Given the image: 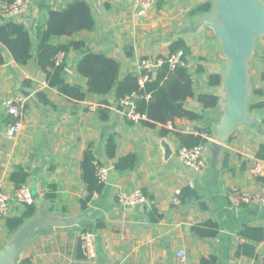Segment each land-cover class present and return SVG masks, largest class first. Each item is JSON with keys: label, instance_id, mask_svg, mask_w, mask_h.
Instances as JSON below:
<instances>
[{"label": "crops", "instance_id": "crops-1", "mask_svg": "<svg viewBox=\"0 0 264 264\" xmlns=\"http://www.w3.org/2000/svg\"><path fill=\"white\" fill-rule=\"evenodd\" d=\"M73 1L33 0L29 10L14 21L26 23L34 43L32 60L26 66L18 65L0 44L5 60L0 67V181L4 190L13 194L17 188L12 174L22 169L28 174L22 186L29 187L36 200H44L47 185L56 186V200L46 202L54 215L87 218L74 228L38 233L25 247L18 264H25L23 260L26 264H200L202 258L211 257L215 264H264V240L257 245L258 259L236 256L238 246L250 243L238 232L244 226L264 227V207L236 208L228 200L234 188L264 196V177L257 178L251 173L259 146L264 145V128L237 127L224 145L216 169L210 148L205 147V168L200 173L184 167L179 159L182 146L176 133L210 136L198 129L211 132L224 108L221 84H209V75H219L220 83L222 80L226 60L221 44L212 29L197 28L201 15L190 14L198 4L211 2L213 6L214 2L170 0L162 6L157 2L145 16L139 17L131 0H86L91 6L95 29L52 40L54 45L82 41L88 50L115 59L120 63V79L142 74L145 71L141 68L142 60L161 59L168 55L174 40H187L191 55L184 67L192 76L194 92L218 97V105L207 109L196 97L189 98L184 105L200 115L198 120L176 119L152 128L144 124L148 121L146 115L147 120L140 123L130 121L113 94L97 96L87 91V79L76 70L82 52L72 51L65 57V80L81 87L86 93L85 100L71 99L48 85L35 62L36 28L48 19V10L41 4L61 11ZM0 21L3 23L1 17ZM257 47L260 59L264 41H258ZM129 49L133 51L131 58L127 55ZM263 73L260 59L251 69L254 92L251 103L264 101ZM255 90L261 91V95H255ZM39 93H44L53 106L43 104L37 97ZM17 94L27 97L25 127L12 138L7 135L12 119L6 114L4 103ZM99 109L109 113L108 120L101 119ZM255 114L262 123L264 110ZM163 129L168 131L164 135ZM111 135L117 143L114 159L106 155V141ZM90 145L100 168L107 169L108 174L103 191L83 210L80 200L86 197L87 190L81 164ZM129 154L138 157L135 167L127 171L115 169L117 160ZM225 156L227 163L223 164ZM137 190L147 198L145 204L131 207L119 201L121 194ZM152 206L162 216L158 222L150 219ZM23 210L24 206L12 203L8 218L19 216ZM6 219L0 220V247L11 238L5 227ZM208 221L218 224L216 237H202L192 230ZM85 229L94 236L95 259L85 258L80 250V237ZM181 250L185 252L183 262L177 257Z\"/></svg>", "mask_w": 264, "mask_h": 264}, {"label": "trees", "instance_id": "trees-1", "mask_svg": "<svg viewBox=\"0 0 264 264\" xmlns=\"http://www.w3.org/2000/svg\"><path fill=\"white\" fill-rule=\"evenodd\" d=\"M14 0H0L3 3H12ZM170 0H157L159 6L164 5ZM42 8L48 10V19L44 25L37 26L36 32V65L39 70L44 73L48 85L57 89L60 93L77 101L86 99V93L83 89L76 85H70L65 80L67 64L65 57L72 51L82 52V57L77 61V72L87 79L88 92L97 96H105L113 94L116 102L132 95L139 94L136 101L137 111L146 115L148 121H144L146 126L156 128L160 125H167L176 119H187L196 121L200 115L185 107V103L189 98H195L203 108H215L218 105V97L210 94L196 95L193 89V79L189 73V69L177 65L174 70L171 69L169 58L178 52L184 53L183 60L191 55L190 43L184 38L174 40L169 46V53L161 56L163 64L157 69L155 74L149 73V80L141 87L139 79L142 74H129L120 79V63L104 53H97L87 49L82 41L70 40L66 44L54 45L53 38L72 37L75 33L83 31H93L95 29V21L92 16L91 6L86 0H75L61 11L52 10L50 7L41 4ZM212 10V3L205 2L198 4L190 14L192 16L198 14H208ZM0 44L5 47L16 63L20 66H26L33 57V40L27 29L26 23H18L9 21L1 23L0 21ZM64 54V59L57 65L56 57ZM128 57L133 56L132 49L127 52ZM264 64V52L260 57ZM5 60L3 52L0 49V67ZM264 80V73L262 75ZM210 86H217L220 83L219 75H209ZM255 95H261V91L255 90ZM147 96L150 98L147 99ZM39 100L47 105L53 104L47 99L44 93L37 94ZM106 102V101H105ZM264 110V101L253 102L250 105V111ZM102 120H108V114L105 109H99ZM104 113V114H103ZM103 114V115H102ZM264 127V119L262 120ZM200 133L211 134L209 129H198ZM167 129H163L161 134L167 133ZM182 147L192 149L201 144L206 145L208 141L201 136L193 134L176 133ZM117 152V143L114 136H110L106 141V155L108 159H114ZM256 158L264 161V145H260ZM138 157L136 154H129L119 158L115 163V169L118 171H127L135 167ZM227 163V157L223 158V164ZM101 163L96 159L92 150V145L85 151L81 164L82 180L86 186L87 195L80 200L81 208L86 210L89 203L96 194H100L104 189V183L99 180L98 169ZM28 174L22 169L16 170L12 174V181L16 188L24 185ZM260 179V178H259ZM57 198L56 186L47 185L44 193V200L54 202ZM149 199H152L149 196ZM150 201V200H149ZM152 204L153 201L151 200ZM37 211L36 205H25L24 210L19 216L7 218L5 227L9 235H13L22 225L32 219ZM162 216L158 214L156 207L152 206L150 219L152 222H158ZM202 237H216L219 233L218 224L213 221L196 225L192 229ZM85 229L83 233L87 232ZM82 233V234H83ZM238 235L250 243H242L236 251L237 257H248L258 259L257 245L264 240V227L244 226L238 232ZM81 250V247H80ZM82 252V251H81ZM214 258H202L200 264H215ZM22 263H27L23 260Z\"/></svg>", "mask_w": 264, "mask_h": 264}, {"label": "water", "instance_id": "water-1", "mask_svg": "<svg viewBox=\"0 0 264 264\" xmlns=\"http://www.w3.org/2000/svg\"><path fill=\"white\" fill-rule=\"evenodd\" d=\"M201 15L197 28L209 27L219 40L226 60L221 87L223 112L211 128V141L206 148L212 150V164L216 169L234 130L239 126L264 128L257 110L250 111L254 92L251 86V63L257 42L264 38V0H214L212 10ZM197 16V15H196ZM31 23V20H27ZM258 48V47H257ZM47 201L37 199V211L0 247V264H18L27 244L38 233L77 227L87 218H62L54 215Z\"/></svg>", "mask_w": 264, "mask_h": 264}, {"label": "built area", "instance_id": "built-area-1", "mask_svg": "<svg viewBox=\"0 0 264 264\" xmlns=\"http://www.w3.org/2000/svg\"><path fill=\"white\" fill-rule=\"evenodd\" d=\"M134 11L137 16H145L151 9L154 8L157 0H131ZM33 0H14L12 3H3L0 5V17L3 23L9 21H16L22 17L32 5ZM184 53L182 51L169 58L171 69L174 70L177 65L186 66L187 63L182 58ZM64 59V54L60 53L56 57V64L58 65ZM163 64L161 59H144L141 62V68L147 72L142 76L140 85L143 86L149 78V73L155 74L157 69ZM150 97L147 96V99ZM139 99V94L133 93L130 96L122 99L119 102L120 107L124 110L127 118L134 122L140 123L147 120L145 115H141L137 111L136 101ZM26 103L27 97L23 94H17L8 98L5 103L6 114L11 117L12 121L7 126V135L10 137H17L20 135L25 127L26 118ZM168 128H172L168 125ZM173 129V128H172ZM198 135V133H196ZM203 138L211 141L209 135L201 134ZM205 145L201 144L192 149L182 147L179 150V159L184 167L190 169L195 173H200L205 168L204 151ZM251 173L254 177H264V161L256 159L253 162ZM108 174L105 168L98 169V177L101 182H104ZM147 198L140 190L129 194H121L119 201L126 206H138L146 203ZM229 203L233 207H241L243 205L264 207V196L259 193H251L240 188L231 190L228 196ZM36 199L27 186H21L14 190L10 195L4 190L3 182L0 181V220L9 217L12 203H18L21 206L33 205ZM80 247L82 254L87 259H95L97 251L94 243V236L91 232L87 231L80 237ZM177 257L183 262L185 260V252L183 250L177 253Z\"/></svg>", "mask_w": 264, "mask_h": 264}, {"label": "rangeland", "instance_id": "rangeland-1", "mask_svg": "<svg viewBox=\"0 0 264 264\" xmlns=\"http://www.w3.org/2000/svg\"><path fill=\"white\" fill-rule=\"evenodd\" d=\"M212 2H214V0H212ZM258 41H260V43H261V41H264V38H261V39L258 40ZM258 47H259V46H258ZM256 51H257V50H255V54H254L253 59H252V61H251L252 64H255V63H257L258 61H260V59H259L258 54H257Z\"/></svg>", "mask_w": 264, "mask_h": 264}]
</instances>
